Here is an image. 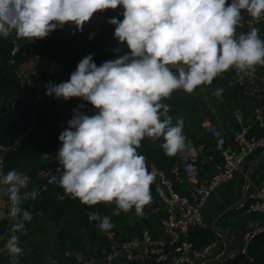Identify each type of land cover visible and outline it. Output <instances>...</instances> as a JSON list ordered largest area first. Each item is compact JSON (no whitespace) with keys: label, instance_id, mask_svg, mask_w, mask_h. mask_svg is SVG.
<instances>
[{"label":"clouds","instance_id":"9594fccd","mask_svg":"<svg viewBox=\"0 0 264 264\" xmlns=\"http://www.w3.org/2000/svg\"><path fill=\"white\" fill-rule=\"evenodd\" d=\"M118 8L123 19L112 17L108 23L130 51L99 66L88 54L68 80L45 84L50 97L81 98L98 109L92 115L81 110L84 105L73 109L58 137L59 180L53 176L50 182L86 205L115 201L116 214L134 207L142 215L154 175L137 154L141 141L163 137L169 156L184 147L183 120L173 125L160 101L176 89L191 93L211 84L230 67L244 71L264 65V40L256 29L235 37L241 10L259 19L264 0H0V37L15 32L17 39L34 41L65 25L82 31L94 14ZM169 65L186 70L174 72ZM27 185L28 178L16 170H0V192L8 195L9 215L18 221L14 233L23 232L24 222L32 219L21 207ZM31 196L36 199L35 190ZM90 219H102L97 225L102 231L114 227L111 217ZM18 244L19 237L12 235L5 245L13 257L22 252Z\"/></svg>","mask_w":264,"mask_h":264},{"label":"trees","instance_id":"16d2710c","mask_svg":"<svg viewBox=\"0 0 264 264\" xmlns=\"http://www.w3.org/2000/svg\"><path fill=\"white\" fill-rule=\"evenodd\" d=\"M121 11L120 8L107 9L94 14L92 20L83 26L82 31L77 30L74 25H65L62 29L54 30L49 36L35 40L31 54H23L15 50L17 45L25 42L23 39H17L15 32L7 38L0 37V116L20 99L22 79L19 71L35 55L38 56L37 67L29 79L34 85L44 86L43 84L49 81L59 83L68 80L78 62L88 54H94V62L99 66L104 61L113 60L118 55L129 52L130 49L126 44L114 38L115 25L108 23L112 17L122 20ZM244 14L249 13L241 10V16ZM66 27H73L75 31L67 37H62ZM90 33H95L91 39H89ZM236 34L237 31L235 36ZM261 39L264 40V37ZM117 49L119 51H115ZM244 71L234 66L230 67L217 75L211 84L197 86L191 93L176 89L169 97L160 101L168 106L167 115L171 117L172 124L176 125L177 121L182 119V134L188 136L197 147L201 148L204 156H214L216 163L223 162L221 151L204 127L205 121L210 120L215 123L218 122L217 117L222 121L231 120L235 124L236 131L240 126L235 119V112L240 110L244 114L245 125L247 116L253 118L254 123L250 128L249 136H262V130L254 114V108L261 100L257 95L250 96L245 93V89L238 82ZM218 90L222 91L218 94ZM45 91L35 111L31 132L14 150H0V159L2 158L0 170L7 173L14 169L32 177V184L27 186L26 190H34L43 185V180L39 176L43 170L49 169L53 164L57 169L60 167L57 159L62 142L58 137L68 126L67 121L71 119L79 99L74 97L64 101L46 95ZM228 142L233 144L234 137ZM164 143L163 137L145 136L137 149V154L146 158L147 169L153 175L157 171L170 175L172 168L179 161L175 155L166 154L162 147ZM50 180L47 189L39 197L31 202L21 203V207L27 209L34 218L26 221L23 232H18L20 237L18 246L22 248V252L13 257L6 250L0 255V264H49L50 258L60 264H76L75 256L78 253L95 254L98 258H102L105 252H109L111 243L96 229L95 220L90 219L95 213H100L103 217H111L114 230L120 240L141 237L146 228L158 230L161 219L166 216L164 205L156 194L155 176L150 185L151 201L144 206L142 215H138L134 207L128 212L120 210L116 214L118 209L115 201L86 205L79 198L66 193L58 182L51 183ZM175 186L183 193L180 185L175 184ZM156 208L160 209L158 214L154 213ZM9 209L8 199L7 212ZM9 225L7 219L0 220V237L7 231ZM214 239V235L207 230L195 228L190 231V241L196 248L214 243ZM222 264H264V237L254 242L248 255L239 256L234 261Z\"/></svg>","mask_w":264,"mask_h":264},{"label":"built area","instance_id":"2783aa9c","mask_svg":"<svg viewBox=\"0 0 264 264\" xmlns=\"http://www.w3.org/2000/svg\"><path fill=\"white\" fill-rule=\"evenodd\" d=\"M263 25L264 15L257 19L249 14H244L236 27L237 34L235 37L238 38L241 34H247L253 29L259 33ZM74 31L73 27H66L62 37H67ZM34 43L35 40L22 42L15 47V50L23 54H31L34 50ZM33 58L38 59V56L35 55ZM169 67L174 72L180 67H185L186 70V66L183 65H169ZM238 82L245 89V93L257 95L258 99L261 100L260 104L255 106L254 114L255 120L262 130V136H249L250 128L245 125L244 114L240 110L235 112V119L240 129L234 131L233 144L228 142L227 136L217 124L210 120L205 121L204 127L221 151L223 162L216 163L214 156H204L201 148L183 134L184 147L174 154L179 161L172 168L170 175L163 171L155 173L157 180H159L156 186V194L160 202L163 203V210L166 213V216L160 221V228L156 231L146 228L141 237L120 240L114 227L102 231L97 227L99 223H102V219L95 220L96 229L111 243L109 252H105L102 258H98L95 254L78 253L75 256L76 264H207L209 256L216 249V242L203 248H196L190 241V231L195 228L208 229L203 219V210L214 191L234 178L249 155L264 148V92L255 89L256 82L250 78L249 72L244 71ZM45 84L43 85L45 86ZM80 105H84L81 110L88 115L98 111L81 98L77 100L74 109ZM205 162L214 164L213 173L210 176H204L202 173V166ZM0 163H2V158ZM1 166L3 167V164ZM21 174L28 178L27 186H31L32 177L27 173ZM39 176L43 180V185L34 189L37 193L36 197H39L47 189V183L53 176L56 178L59 176V172L53 164L49 169L43 170ZM175 184L181 186L183 193L176 189ZM32 192L33 190L22 189L20 193L21 203L33 201ZM7 200L8 195L0 192V220L7 219L10 224L7 231L1 235L0 242L5 239L8 240L12 235L19 237L18 232L12 231L13 225L18 221L7 212ZM238 208L246 213L259 215L261 222L245 231L241 248L216 256L213 259V264L231 262L239 256L248 255L254 242L258 238L264 237V178L259 189L241 200ZM159 211V208L154 209L155 214H158ZM94 215L103 217L100 213ZM31 216L33 219L34 215L31 214ZM25 228L26 221L24 222ZM5 245L0 248V255L7 250ZM49 264L60 263L56 260H50Z\"/></svg>","mask_w":264,"mask_h":264},{"label":"crops","instance_id":"0c3cea01","mask_svg":"<svg viewBox=\"0 0 264 264\" xmlns=\"http://www.w3.org/2000/svg\"><path fill=\"white\" fill-rule=\"evenodd\" d=\"M258 35L259 38L264 37V25ZM249 76L256 82L255 89L264 92V65H255L249 71ZM217 119L218 122L215 123L224 132L228 140H232L235 124L231 120L222 121L218 117ZM245 121L247 127L251 128L254 123L252 116H247ZM213 169V163L205 162L202 166V173L204 176H210ZM263 178L264 148L249 155L234 178L222 184L212 194L203 210V219L208 226L207 231L215 237L216 249L209 256L207 264H213V259L220 254L241 248L245 231L261 222L259 215L240 210L238 204L245 197L259 189ZM6 242L7 239L1 241L0 248Z\"/></svg>","mask_w":264,"mask_h":264},{"label":"water","instance_id":"95a60500","mask_svg":"<svg viewBox=\"0 0 264 264\" xmlns=\"http://www.w3.org/2000/svg\"><path fill=\"white\" fill-rule=\"evenodd\" d=\"M36 67L37 61L32 57L19 71L22 93L20 99L0 116V150H14L33 128L35 111L45 91V86L30 82V75ZM158 183L156 180V185Z\"/></svg>","mask_w":264,"mask_h":264},{"label":"rangeland","instance_id":"374dc122","mask_svg":"<svg viewBox=\"0 0 264 264\" xmlns=\"http://www.w3.org/2000/svg\"><path fill=\"white\" fill-rule=\"evenodd\" d=\"M34 59L37 61V58H34ZM30 64H31V63H30ZM28 66H29V65H28ZM25 67H27V65H26ZM25 67H24V68H25ZM50 260H51V258L48 260V263H49Z\"/></svg>","mask_w":264,"mask_h":264}]
</instances>
